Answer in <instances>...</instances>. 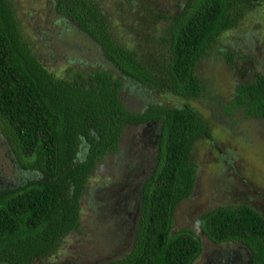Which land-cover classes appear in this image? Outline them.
Returning a JSON list of instances; mask_svg holds the SVG:
<instances>
[{
	"label": "trees",
	"instance_id": "trees-1",
	"mask_svg": "<svg viewBox=\"0 0 264 264\" xmlns=\"http://www.w3.org/2000/svg\"><path fill=\"white\" fill-rule=\"evenodd\" d=\"M264 0H181L170 13L147 5L142 39L127 44L114 32L99 0H53L100 47L121 74L149 87L198 96L197 60L225 29ZM164 22L153 32L158 21ZM121 77L94 66L57 75L26 41L10 0H0V121L20 166L34 170L0 187V264H30L79 225L80 197L96 161L118 146L123 126L157 122L152 169L140 182V203L129 248L94 264H191L202 249L200 232L173 228L177 202L193 187L196 138L209 134L189 102H148L131 109ZM264 119V73L239 81L226 108ZM197 226L213 241L234 240L250 264H264V214L247 202L218 203L201 211Z\"/></svg>",
	"mask_w": 264,
	"mask_h": 264
},
{
	"label": "rangeland",
	"instance_id": "rangeland-1",
	"mask_svg": "<svg viewBox=\"0 0 264 264\" xmlns=\"http://www.w3.org/2000/svg\"><path fill=\"white\" fill-rule=\"evenodd\" d=\"M20 28L38 58L55 74L70 75L105 67L121 77L127 107L148 102L193 105L206 119L209 134L194 140L191 156L197 167L193 187L174 209L173 228L189 225L201 235L202 249L191 264H250L247 248L234 240L213 241L197 226V216L218 203L247 202L264 214V119L228 106L237 82L264 73V2L223 30L196 62L203 89L184 96L169 88L143 85L121 74L98 44L67 17L53 0H10ZM114 32L127 44L142 39L147 5L170 13L181 0H99ZM143 20V21H144ZM153 32L164 24L158 21ZM157 122L123 126L118 146L95 163L80 197L79 225L62 235L55 248L30 264H94L129 248L140 203V182L153 166ZM35 174L22 168L0 121V187Z\"/></svg>",
	"mask_w": 264,
	"mask_h": 264
},
{
	"label": "flooded vegetation",
	"instance_id": "flooded-vegetation-1",
	"mask_svg": "<svg viewBox=\"0 0 264 264\" xmlns=\"http://www.w3.org/2000/svg\"><path fill=\"white\" fill-rule=\"evenodd\" d=\"M157 135V132L155 133ZM156 135L154 136V140L156 142ZM154 164V163H153ZM153 166H151L150 170L152 169Z\"/></svg>",
	"mask_w": 264,
	"mask_h": 264
}]
</instances>
